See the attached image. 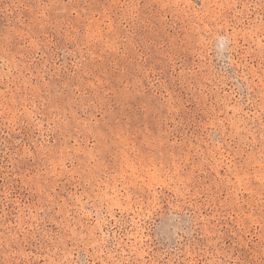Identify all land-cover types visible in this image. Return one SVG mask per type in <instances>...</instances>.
Listing matches in <instances>:
<instances>
[{"label":"rangeland","instance_id":"obj_1","mask_svg":"<svg viewBox=\"0 0 264 264\" xmlns=\"http://www.w3.org/2000/svg\"><path fill=\"white\" fill-rule=\"evenodd\" d=\"M0 264H264V0H0Z\"/></svg>","mask_w":264,"mask_h":264}]
</instances>
